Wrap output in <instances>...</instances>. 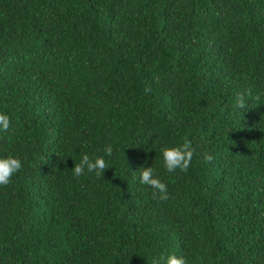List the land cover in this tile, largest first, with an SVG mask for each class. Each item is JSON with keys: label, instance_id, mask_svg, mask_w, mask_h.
I'll list each match as a JSON object with an SVG mask.
<instances>
[{"label": "trees", "instance_id": "16d2710c", "mask_svg": "<svg viewBox=\"0 0 264 264\" xmlns=\"http://www.w3.org/2000/svg\"><path fill=\"white\" fill-rule=\"evenodd\" d=\"M0 111V264H264V0H0Z\"/></svg>", "mask_w": 264, "mask_h": 264}, {"label": "clouds", "instance_id": "9594fccd", "mask_svg": "<svg viewBox=\"0 0 264 264\" xmlns=\"http://www.w3.org/2000/svg\"><path fill=\"white\" fill-rule=\"evenodd\" d=\"M237 105L243 106V97L237 98ZM10 128V116L0 111V132H7ZM103 156L91 157L87 153L83 154L78 164L75 163L71 172L74 176L95 172L97 175L104 173L108 168V161L105 157H111L113 147L105 145ZM163 166L168 172H175L177 169L186 171L192 160V150L188 142L183 144L173 145L162 149ZM211 160V156L205 157ZM23 167V161L18 156L11 152L6 155H0V186L8 185L14 175ZM139 181L141 184L147 185L153 189V195L158 196L160 200L168 198V186L157 174L152 166H144L140 168ZM154 264H187L186 258L182 255H177L175 252H170L166 256L161 254Z\"/></svg>", "mask_w": 264, "mask_h": 264}]
</instances>
